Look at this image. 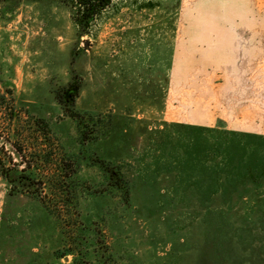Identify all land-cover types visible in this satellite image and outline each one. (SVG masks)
<instances>
[{"label": "rangeland", "instance_id": "1", "mask_svg": "<svg viewBox=\"0 0 264 264\" xmlns=\"http://www.w3.org/2000/svg\"><path fill=\"white\" fill-rule=\"evenodd\" d=\"M84 30L0 0V264H264V0H119Z\"/></svg>", "mask_w": 264, "mask_h": 264}, {"label": "trees", "instance_id": "2", "mask_svg": "<svg viewBox=\"0 0 264 264\" xmlns=\"http://www.w3.org/2000/svg\"><path fill=\"white\" fill-rule=\"evenodd\" d=\"M37 1H41L44 2L46 0H37ZM119 0H51V2L53 4H57V5H64L66 8H68L71 13H73L74 15V20L76 21V24L81 25L82 29L84 28L86 33H91L93 34V28L97 25V23L99 22L100 17L103 15V13L108 10L114 2H117ZM182 125H189V124H182ZM198 128H210V129H215L218 130L219 128L217 127H208V126H199V125H192ZM232 133L234 134H242V135H253V136H263L257 133H249V132H241V131H236V130H230ZM3 167V166H1ZM30 167V166H29ZM247 171L249 172V168L250 166L247 167ZM245 169V166H244ZM63 170V169H62ZM60 169H57V171H62ZM242 172H240L238 175H233L232 177L235 178H230V179H225V181L218 187H222V189L225 191V193L230 194L232 190H235L237 188L240 187V185L242 184V181H253V182H257V178H255L257 173H254V175H249V177L246 179L245 175H243V172L245 170H241ZM63 172V171H62ZM60 173V172H59ZM58 173V174H59ZM21 176V174H20ZM242 176V178L240 179V181L238 180V177ZM25 182H27L28 180H30L29 177L26 176H21ZM20 177V179H21ZM252 177V178H251ZM111 180L114 179V182L111 184V187H113L114 189H116L118 191V189H121V191L123 192L124 195H127L130 193V184L128 181H124V179L122 178L121 173H114L110 175ZM22 180V179H21ZM231 180L233 181V187L229 188V186L227 184H229V182ZM124 181V183H122ZM236 181V182H235ZM35 183V182H34Z\"/></svg>", "mask_w": 264, "mask_h": 264}, {"label": "crops", "instance_id": "3", "mask_svg": "<svg viewBox=\"0 0 264 264\" xmlns=\"http://www.w3.org/2000/svg\"><path fill=\"white\" fill-rule=\"evenodd\" d=\"M242 131V130H241ZM243 131H245V130H243Z\"/></svg>", "mask_w": 264, "mask_h": 264}, {"label": "water", "instance_id": "4", "mask_svg": "<svg viewBox=\"0 0 264 264\" xmlns=\"http://www.w3.org/2000/svg\"><path fill=\"white\" fill-rule=\"evenodd\" d=\"M87 45V44H86Z\"/></svg>", "mask_w": 264, "mask_h": 264}]
</instances>
